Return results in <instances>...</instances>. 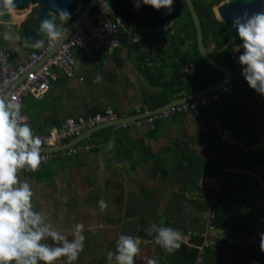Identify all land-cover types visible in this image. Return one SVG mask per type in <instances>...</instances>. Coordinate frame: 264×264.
<instances>
[{"label":"crops","instance_id":"1","mask_svg":"<svg viewBox=\"0 0 264 264\" xmlns=\"http://www.w3.org/2000/svg\"><path fill=\"white\" fill-rule=\"evenodd\" d=\"M28 10L14 12L10 16L11 24L17 29L31 27L24 20ZM57 23L60 25L59 19ZM5 32L10 31L0 24V49L9 54L12 65L24 62L30 52L42 48L34 47L36 41L32 37L25 40L12 32L5 39ZM140 38L132 32L127 47L115 51L111 57L94 54L86 61L81 53H76L73 79L61 78L38 99H23V112L31 128L46 132L63 119L87 116L105 107L116 113L117 119L131 121L134 107L145 108L146 100L157 92L137 71L142 61L146 66L151 63L150 59L135 55L137 50L131 47L139 44ZM41 41L45 45L48 38ZM147 43L143 47L152 52ZM128 47L133 52L127 53ZM191 72L189 67L186 73ZM97 76L102 79L94 83ZM230 92L222 93L227 95L224 100L216 95L211 116L222 119L225 116L224 121L232 129L234 124L248 127L244 134L234 129L235 138L244 147L233 156L227 155L225 146L211 133L203 131L208 115L192 114L156 121L151 132L127 124L125 129L113 126L90 134L89 131L82 139L84 131L66 143L73 147L75 144L76 155H56L36 173L18 174V179L30 183L34 210L46 215V222L52 224L53 230L69 234L72 240L74 225L83 223L84 249L92 254L98 245L115 251L121 234L132 235L141 241V254L135 258V264H146L145 256H155L156 246L152 241L155 233L147 234L153 224L175 225L182 229V238L186 232L203 236L197 207L203 206L215 180L224 172L227 185L232 180L231 187L241 194L230 197L234 201L230 200L222 209L228 220L222 226L243 234L249 229L246 224L252 217L264 215V105L261 104L264 96L255 91L248 99L236 91L230 97ZM243 116L246 125L242 123ZM113 138L115 146L109 151L108 139ZM101 200L108 205L104 210L99 206ZM250 211L255 215H250ZM161 216L162 225L158 223ZM238 262L244 264L246 260Z\"/></svg>","mask_w":264,"mask_h":264},{"label":"clouds","instance_id":"2","mask_svg":"<svg viewBox=\"0 0 264 264\" xmlns=\"http://www.w3.org/2000/svg\"><path fill=\"white\" fill-rule=\"evenodd\" d=\"M142 3L146 6L152 7L154 10H157V11L161 9H167L168 10L167 14L169 15L173 11V8H172L173 0H142ZM212 6L214 8L216 7L214 5ZM34 7L35 6L33 3H29L27 4L25 8L17 9L16 0H0V18H3L5 16H8L10 18V16L14 12H16V14H20L23 10L29 9L24 17L25 18L24 20H26L27 23L29 21L32 22V15H33L32 12H33ZM53 7L55 8L56 6L53 4ZM135 7L137 9L140 7V0H136ZM81 9L82 8H80L79 2H78L76 13H71V14H74L76 17V15L79 13ZM102 10L103 12L108 13V14L111 13L112 11L108 3H103ZM213 12L215 13V17H216V19L215 17L214 19L216 20V22L220 23V20L216 15L215 9ZM57 18L61 22L60 26H58L56 23ZM69 20H70V14L66 10H62L58 8L56 9L55 15L50 14L49 18H45L42 20L40 24V31L46 35L45 37L48 38L49 46L61 40V38L64 35V28L69 23L68 22ZM176 20H173V21H176ZM66 22L68 23L63 27V24ZM120 22L121 21H119V23ZM169 24H171V22H169L168 24H166L160 29L163 31L169 30L170 33L173 32L171 27L165 28ZM232 27L236 29L239 39L241 40V42L236 43L230 39V42L235 45L232 49L233 51L232 55L234 58L238 59V63L242 66L243 76L242 78L241 77L240 78L244 79V82H243V86L245 87L244 92L246 95H252L256 91L261 96H264V12L255 13L251 15L250 17L248 16L247 13H245L242 17H236L233 20ZM152 31H155V30H152ZM4 38L9 39L10 32H5ZM202 42H203V38H202ZM206 43L207 44H204L203 42V47L205 51H206L205 45H209V48L211 49L210 51L212 52L213 44L210 42H206ZM43 46H44L43 41H37L34 45V47L36 48H41ZM121 46L122 44L120 42V47L117 48L115 51L122 48ZM185 46L186 48H188L189 44ZM237 47H240L243 50L240 55H236L235 49ZM209 54L210 52L207 53L208 56ZM218 64L222 65L221 63H218ZM37 66L38 65L36 63L35 67ZM222 66H225V65H222ZM189 67L192 68V72H193V67L189 65L184 70L185 74H187L186 71L188 70ZM226 68L231 73V80H230L231 82L232 79L237 78L234 76H238L239 72L235 71V74H233L232 71L228 67ZM192 72L190 74H192ZM190 74H187V75H190ZM21 79H18L17 82H19ZM101 79L102 77L97 76L93 82L99 83ZM228 85H226L223 89H221L220 91L216 93L201 96L196 99L190 100V101H194V100H197L203 97L210 98L212 100L213 107L211 110H202L199 108L200 111L204 112L205 115L207 114L209 117V119L203 125V131L212 132V134L214 135V138L223 145H225V143L220 141L219 138L216 136L215 131L211 128V126L207 127V125L210 124V122H213L214 120L219 121L217 117L211 116V112L214 111L215 106H216V97H217L216 95H218L219 92H224L226 90L231 91ZM11 87H9L8 93L11 90ZM233 89H234V93L236 91H239L241 95H243L244 93L243 90H238L237 87H234ZM17 100L18 98L15 95H10L7 101L4 100L3 98H0V264H38V262L39 264H55V262L60 260L62 257H66V264H74V262H76L79 259L80 253L83 252L84 250V241L86 237L84 236L83 232L85 230V225L83 223H76L74 225V229L72 231V236L74 237V239L72 240H69L65 235H62L60 232L53 230L52 224L50 222H46V215L39 211L34 210V205H33L34 191H33L32 186L27 180H24L23 182H21L18 179V174H34L37 171H39L43 165H45L51 159H53L56 155L58 156L76 155L78 152V149L75 148V144H74V147L73 145H67L66 143H68L67 142L68 140L77 138L84 131L86 132L91 131V129H93L94 127L98 125H101L102 123L113 122L120 118L118 117L117 119L116 113L112 112L115 116L114 119L94 124L93 126L81 131V133L78 136H72V137L66 138L57 146L45 147V146H42L43 141L41 140V138L39 136L34 135L33 129L29 125V121H27L28 118L23 112V110L22 112L24 113L25 116L21 115V104L18 103ZM190 101H187V102H190ZM169 102L170 101H168L167 103ZM187 102H184L182 104L169 105L165 109H162L160 111H156V109H158L159 107L163 105H166L167 103L153 110H147L146 108H142L141 106L137 105L136 107H134V110H133L134 116H132L131 121L127 120L115 126H120L123 129H125L126 125L130 124L136 128L142 127L145 129L146 132H151L154 129V123L156 121L166 120L170 117H178V116L194 114L192 111V112L183 113V114H176V113L171 114L167 116L166 118L159 117V115L163 111L169 110L170 108H173L176 106L183 105ZM106 108L107 107H105L102 110V113L96 112V113H93L87 116H82L76 119L71 118V119L73 120L82 119L83 120L84 118L91 117L95 114L101 115L103 114ZM143 115L144 117H142ZM149 120H151V122H149ZM135 123H137L138 125H135ZM39 132L46 133L47 131L46 132L39 131ZM232 137L235 138L233 132H232ZM235 140L240 142L236 138ZM108 141L109 143H107V149L111 151L115 146V138H113L111 141L110 139H108ZM240 144H241V148L238 149L237 151H241L244 147L241 142ZM41 149H56V151L55 152L52 151L51 153H42ZM69 150H76V153L67 155V152ZM234 152L235 150L229 151L228 147L226 148V153L228 156H230V154ZM42 154L50 156V159L43 165H41L42 160H43ZM25 169H27L30 172L28 171L21 172L22 170H25ZM221 174H224L225 176L224 172H222ZM220 175L215 180L216 184L212 186L211 193L208 195L207 200L204 202L203 206H201V209H199L198 211L200 212V221H201V225L204 231L203 236L201 234L196 235L193 232H186L187 235L184 234L185 237L182 238V234H181L182 229H180L179 227L175 225H172L180 229L181 230L180 232L172 227H169V226L167 227V226L162 225L163 223L162 222L161 223L162 226H157L153 224L147 229V234L149 236H153V233H155L154 240H153L154 246H159L165 253H168V254L174 253L176 250H178L181 247V243L184 244L188 248H193L196 250V256L192 264H204L205 260L203 259V257L205 254L209 252L213 254H218L222 248L225 249L227 256L221 259L218 264H235L234 259H233L234 256H237V257L239 256V259H240V248L245 247L249 249V252H248L249 259H247L246 263L244 264H250V263L257 264L255 261V254L259 247L254 252V254L250 253L251 249L247 245L237 246L235 253L229 251L226 247L227 239H229L231 235L238 236V237H244L247 231H249L250 229H247V231H245L243 234L242 233L236 234V232L234 231H231L228 229H222L214 225V213L212 211V208L218 205L221 199L220 197L222 195L227 196L228 198L236 197V196L226 195L222 193L220 196H218L216 204L209 203L211 199V195L213 193L212 191L218 185V182H219L218 180H219ZM224 181H225V188H226L227 186L226 178L224 179ZM99 206L101 210H104L108 207L107 203L103 200L99 202ZM207 210H209L213 215L212 223L215 229L211 233H207L205 231L203 218H202V213H204ZM261 216H264V215H261ZM249 227H250V224H249ZM49 239L51 240L53 244H58L60 246L53 247V246H50L49 243L44 242ZM209 242L218 243L219 247L211 249L205 246ZM140 243L141 241L132 235L121 234L117 239L115 251H112V250L107 251L108 264H113V261H114V264H135V258L141 254ZM259 245H260L261 251L264 252V234H261V236L259 237ZM144 258H145L146 264H159V260L156 257L145 256ZM197 258H200L199 262L196 261ZM236 264H240L237 258H236Z\"/></svg>","mask_w":264,"mask_h":264},{"label":"built area","instance_id":"3","mask_svg":"<svg viewBox=\"0 0 264 264\" xmlns=\"http://www.w3.org/2000/svg\"><path fill=\"white\" fill-rule=\"evenodd\" d=\"M109 0H93L90 13L82 20V22L71 32L57 50L46 60L35 67L36 63L42 59L48 49L49 41L39 50L31 52L27 55L22 63L12 65L9 60V54L0 49V98H2L6 89L16 83L18 79H22L11 87L7 94L6 101L10 95H15L21 104V115L24 108L23 99L42 97L52 86L53 83L62 79H73L76 74V53H81L86 61H89L94 54H100L105 57H111L114 51L120 47V41L117 37V29L119 21L114 18L111 13H105L102 10L103 3H108ZM213 107L210 98H199L194 101L187 102L183 105L170 108L163 111L159 117L166 118L171 114H183L192 112L196 108L202 110H211ZM25 116V115H24ZM115 116L109 108H106L103 114H95L91 117H86L83 120H73L71 118L64 119L58 127L48 130L46 133L33 130L34 135L39 136L43 141L42 146L54 147L59 145L63 140L72 136H78L81 131L93 126L94 124L105 122L114 119ZM156 118V117H154ZM152 120V119H151ZM149 120V122H151ZM28 121V120H27ZM135 125H138L135 123ZM215 131L216 136L220 141L226 144L228 150L241 148L240 142L232 137L230 129L223 127L221 122L214 120L207 127ZM206 127V128H207ZM76 150H69L67 155L75 154ZM43 160L41 165L46 163L49 155L42 154ZM40 165V167H41ZM39 167V169H40ZM38 169V170H39ZM28 171L27 169L22 170ZM30 172V171H28ZM225 176L221 174L218 185L213 189L210 204H216L217 198L222 193L226 195L236 196V188L231 192L225 191ZM212 213L207 210L202 213L204 228L207 233L214 231L212 223ZM250 230L247 231L244 237L231 235L227 239V249L233 253L236 252L237 246H249L251 254L259 247V236L264 227V216H256L249 222ZM205 246L214 249L218 248L219 244L209 242ZM200 258H197L199 262ZM254 264V263H250Z\"/></svg>","mask_w":264,"mask_h":264},{"label":"trees","instance_id":"4","mask_svg":"<svg viewBox=\"0 0 264 264\" xmlns=\"http://www.w3.org/2000/svg\"><path fill=\"white\" fill-rule=\"evenodd\" d=\"M79 1L80 0H78V2ZM87 1L88 0H81L82 6L80 8H83ZM206 1L210 0H203V2L198 0V3L196 2V4L195 1L192 0V4L199 19L204 44H207L206 42H210L213 44L212 52H210L209 54L210 58L215 62L221 63L222 65L228 67L233 74H235V71L239 72L238 76L233 75L237 78L232 79V81L228 85L231 89L230 97H233L235 96L233 89L234 87H237L238 90H243V92L245 89V87L243 86L244 79H241L243 76L242 66L238 63V59L234 58L232 55V49L235 45L230 42V39H228L226 31L223 28L222 24L216 22V20L214 19L213 13L211 11V5L207 4L205 6ZM180 16L176 20V22H178L177 30L171 33L169 30L163 31L160 29L157 31H152L136 27L127 22L119 23L120 26L117 29V37L122 44V48L127 47L128 43V35L124 32V29L130 26H133L132 28L136 32L140 33L141 42H148L147 44H149V47L152 48V60L154 62L151 60L149 66H146V62L144 61L137 65L138 73L142 75L144 80L150 86H154L157 90L155 95L150 96V98L146 100L145 108L147 110H153L167 103L168 101L178 99L180 97L189 96L204 88L215 85L221 80L222 76L205 66L196 52L194 31L187 11L183 9ZM74 18L75 15L70 14V20L68 22L72 21ZM68 22L64 23L63 27ZM187 44H189L188 51H182L181 46H185ZM133 46L135 47L137 46V44H133L131 47ZM128 48L129 49L127 53L133 52L130 47ZM189 65L193 67V72L192 74L187 75L184 73V70ZM222 93L223 92H219L218 95L222 100H224L227 95ZM243 95H246L245 92L243 93ZM210 101L212 100L210 99ZM227 104L228 102H226L225 105ZM96 112L102 113V110H96ZM96 112L93 111L91 114ZM193 113L197 115L205 114L204 112L200 111L199 108L194 109ZM218 119L223 127L230 128L232 132H234V129H232L233 127H231L228 122L224 121L225 116L224 119H222V117ZM208 133H211V136L214 137L212 132L208 131ZM224 146L226 149V144ZM231 150L237 151L238 149L234 148ZM233 155L234 153L230 154V156ZM231 185L232 180H229V185L226 186V191L231 192V190L233 189ZM235 193L236 197H238L240 196L241 191H238L237 189ZM220 198L221 199L218 205L212 208V211L214 213V225L222 229H227L222 226L223 223H228L226 215L225 213H223L222 209L226 204L231 203L230 200L234 201V199L228 198L224 195H222ZM197 209H201L200 204H198ZM246 225L250 229L249 223H247ZM261 234H264V228H262ZM248 252V248H240V259H249ZM263 254L264 252L261 251L259 245V248L255 254V261L257 264H264L263 259L261 260L262 256H264ZM155 255H158V257L165 261L166 264H192L196 256V250L193 248H188L181 243V247L171 254L165 253L159 246H157L155 248ZM225 256H227V254L224 248H222L218 254L209 252L203 257V259L205 260L204 264H218L221 259L225 258ZM236 258L237 260H239V256H234L233 259L235 264Z\"/></svg>","mask_w":264,"mask_h":264},{"label":"water","instance_id":"5","mask_svg":"<svg viewBox=\"0 0 264 264\" xmlns=\"http://www.w3.org/2000/svg\"><path fill=\"white\" fill-rule=\"evenodd\" d=\"M29 3H33L35 6L32 12V24L29 29H27L25 26H23L22 29H17L14 25L11 24L10 18L8 16L0 18V23L4 24L6 28L16 34V36L21 37L25 40H28V37H32V40L37 42L41 41L46 36L40 31V24L42 20L45 18H49L50 14L55 15L57 8L66 10L69 14L76 13L78 0H16L17 9H23ZM92 3L93 0L87 1L85 6L79 11L73 21L69 22L65 26L64 35L61 40L51 45L42 59L37 62V65L48 59L64 42L67 36L75 29V27L82 22V20L89 13L92 7ZM135 3L136 0L108 1V4L110 5L112 10L111 15L117 20L121 22L132 23L136 27H142L148 30H158L169 22L176 20L180 16L182 9L185 8L194 31L195 49L199 58L207 67L213 69L217 73H220L222 76L221 80L217 84L204 88L189 96L172 100L166 105H163L156 109V111L165 109L169 105L182 104L201 96L216 93L223 89L226 85H228L231 80L230 71L225 66H222L211 60L203 47L201 26L191 0H173V11L170 15L167 14V9H161L159 11L154 10L152 7L144 5L142 3V0H140V7L138 9L135 7ZM212 3L214 6H216V15L219 18L223 28L225 29L227 37L236 43L241 42V40L239 39L236 29L232 27L234 18L242 17L245 13H247L250 17L255 13L264 12V0H212ZM53 4L56 6L55 8L53 7ZM14 84L15 83H13L11 86H13ZM8 90L9 88L5 91L2 97L4 100H6ZM142 117H144V115ZM127 120L128 118L118 119L113 122L98 125L91 129L90 132L87 131L82 139H84V137H87L90 133L95 132L99 129L113 127ZM52 151L55 152L56 149H41L42 153H51ZM163 221L164 217L158 218L159 224H161ZM169 227H172L181 232V230L175 226Z\"/></svg>","mask_w":264,"mask_h":264},{"label":"rangeland","instance_id":"6","mask_svg":"<svg viewBox=\"0 0 264 264\" xmlns=\"http://www.w3.org/2000/svg\"><path fill=\"white\" fill-rule=\"evenodd\" d=\"M194 1H195V4H196V2L198 3V0H194ZM199 1L203 2V0H199ZM206 2L208 4L212 3L210 1H206ZM79 6L80 7L82 6L81 0L79 1ZM214 9H215L214 7L211 8L212 12L214 11ZM213 15L215 17V13L214 12H213ZM180 17H182V16H180ZM215 19H216V17H215ZM177 26H178V22H176V21L171 22V26L170 27H171V29H172L173 32H175L177 30ZM132 27L133 26H130V30H128V28L127 29H124L123 28L124 29V32L128 35V41L129 42H130V36L132 35V32L140 35V33L136 32ZM145 43H147V42L146 41L145 42H141V40H140V43L137 44L138 48H136L137 46L132 47V48L133 49L135 48L137 50L135 55H141L143 57H146L147 59H150V61H151L152 60V52L149 51L147 48H144L143 47L145 45ZM236 49H235L236 55H240L241 52L243 51L240 47H237ZM121 50L122 49H120V51ZM181 50L182 51H188V48H186V46H181ZM245 98H248L249 99V95H245ZM250 101L253 102L251 104L254 105V101L253 100H250ZM259 102L260 101H258L257 103H259ZM261 104L264 105V102H262ZM261 109H263V106H261V108H260V113H261ZM242 123H243V125H246V118L244 116H243V119H242ZM234 129H235V132H240V134H242V133L244 134L245 131H246V129H248V127L245 128L242 125L234 124ZM221 145H223V144H221ZM114 153H115V151H114ZM122 153H123V151L121 152V154ZM249 214L252 215V216H254L255 215V212L254 211H250ZM256 216L257 215H255L254 217H256ZM254 217H252V218H254ZM61 234L62 235H65L69 240H71L69 234H63V233H61ZM44 242L45 243H52L50 239L47 240V241H44ZM103 242L104 241H102V243ZM54 245H55L54 247L60 246L58 244H54ZM108 250H111V249L110 248L105 249L104 246H101V245L96 246V250H95L94 254H92V251L91 250H89V252H88L86 249H84L83 252L80 253L79 259L76 262H74V264H100L101 262H107V254H104V253H105V251H108ZM154 257L158 258L159 264H166L165 261H163L157 255H155ZM263 262H264V260H263ZM38 264H39V262H38ZM55 264H66V257H62L60 260H58L57 262H55Z\"/></svg>","mask_w":264,"mask_h":264},{"label":"flooded vegetation","instance_id":"7","mask_svg":"<svg viewBox=\"0 0 264 264\" xmlns=\"http://www.w3.org/2000/svg\"><path fill=\"white\" fill-rule=\"evenodd\" d=\"M210 2H212V0H210ZM207 4H208V3L206 2V3H205V6H206ZM210 5H211V8H212V7H213V6H212V3H210ZM28 23H31V24H32V22H30V21H29ZM28 23H27V24H28ZM20 26H21V24H20ZM8 31H10V30H8ZM10 32H11V31H10ZM12 33H13V32H12ZM15 35H16V34H15ZM205 48H206V52H207V53L211 52V51H210L211 49L209 48V45H205Z\"/></svg>","mask_w":264,"mask_h":264}]
</instances>
